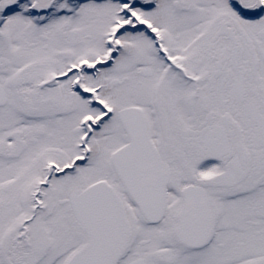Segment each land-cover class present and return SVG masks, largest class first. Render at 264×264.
Here are the masks:
<instances>
[{
	"label": "snow or ice",
	"instance_id": "6c2138e0",
	"mask_svg": "<svg viewBox=\"0 0 264 264\" xmlns=\"http://www.w3.org/2000/svg\"><path fill=\"white\" fill-rule=\"evenodd\" d=\"M0 264H264V0H0Z\"/></svg>",
	"mask_w": 264,
	"mask_h": 264
}]
</instances>
